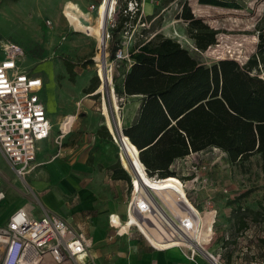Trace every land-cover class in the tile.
<instances>
[{"label":"rangeland","instance_id":"374dc122","mask_svg":"<svg viewBox=\"0 0 264 264\" xmlns=\"http://www.w3.org/2000/svg\"><path fill=\"white\" fill-rule=\"evenodd\" d=\"M70 1L80 8L76 10ZM225 1L237 3L238 8L201 4L199 0H0V59L5 57L6 45L14 43L20 46L25 52L21 61L22 68L31 75L42 77L45 85L48 83L45 88L37 91L43 99L45 93L50 89V79L56 77L58 89L62 94L55 96L57 108L53 111L54 116L51 119L53 130V123L62 112L63 102L69 101L70 97L74 95L81 94V86L86 81L90 80L91 82V78L94 76L100 80L98 89L101 92L97 98L108 99L110 90L115 109L123 106L125 100L121 97L119 78L128 68L129 60L124 59L118 64L112 59L110 47L112 29L118 18L119 10L126 6H129L133 13L139 10L136 19L129 21L126 30L116 34L120 40L121 49L127 54L136 43L149 40L158 31L166 37L179 41L206 66H211L223 58H233L240 64H245L257 51L259 38L256 24L264 14V0ZM98 4L100 6L103 4H106L105 6L114 5L109 8L107 6L106 9L101 7V11L106 13L104 14L106 26L82 18L86 15L88 18V13L95 15ZM183 4L189 6L196 17L204 19L206 23L219 31L217 42L206 51L197 50L194 42L188 36L187 22L180 16ZM109 15L111 16L109 17ZM103 26L106 39H97L92 28L95 27L94 29L97 28L100 31ZM104 50L106 55L108 54L105 55L104 60L109 64L101 76L98 70L97 54L102 53L99 54L102 56ZM62 57L75 63L86 60L92 62L88 63L86 67L77 65L75 71L79 75H76V81L72 82ZM49 71L52 72L51 76ZM105 73L107 78H104ZM253 73L264 78V68ZM104 104L106 114L109 110L106 101ZM49 114H51L50 111ZM61 125H64L63 121ZM62 126L58 129L56 125L55 130H61ZM119 143L121 144V141ZM206 153L209 161L215 159L219 161L214 166L216 171L215 169L212 171L215 186L212 189L202 188L193 192L190 185L189 189L192 192L189 196L191 199L201 207L207 197L213 198L215 207L218 209L214 226L219 224L237 226L240 219L246 216L248 225L264 226V160L262 156L257 154L244 162L231 164L227 155L213 150V148L206 150ZM120 161L126 167L123 160L120 159ZM172 169L177 172L178 176L184 179L189 178L184 176L190 172L189 166L184 160L176 161ZM158 184H166L167 187L179 186L174 180ZM225 187L229 193L222 191ZM219 188H222V192H218ZM250 211L260 213L257 220L252 218L253 215ZM214 216L211 211H207L204 216L208 222L209 231L213 227ZM212 229L214 230V228ZM208 232L206 231V233ZM212 233L213 231L209 236ZM261 234L264 235V233Z\"/></svg>","mask_w":264,"mask_h":264},{"label":"crops","instance_id":"0c3cea01","mask_svg":"<svg viewBox=\"0 0 264 264\" xmlns=\"http://www.w3.org/2000/svg\"><path fill=\"white\" fill-rule=\"evenodd\" d=\"M72 3L76 10L80 8ZM105 5L98 4L95 15L88 13V18L87 15L81 17L106 26V13L101 7L106 9L114 5ZM104 26L100 31L92 28L97 39L104 36ZM48 73L51 76L52 72ZM50 80L51 86L44 100L51 112V120L57 108L55 96L62 92L56 77ZM46 85L44 83V88ZM89 85L90 80L81 86V94L63 102L51 136L39 143L36 162L23 177L17 175L0 150V188L6 195L0 201V227L19 208H25L33 218L54 213L74 229L90 236L91 257L97 264H264V235L261 234L264 226L249 225L238 231V225H215L207 234L209 236L213 231L211 242L204 246L205 251L192 256L186 246L155 247L136 228L126 225L131 181L114 178L112 169L121 163L120 145L114 138L102 137L96 132L104 125L113 136L115 132L109 125L110 119L114 130L123 131L130 126L138 115L141 95L123 96V106L118 105L115 109L110 90L108 99L97 98L100 89L84 93V88ZM104 101L109 110L106 114ZM70 117L72 127L68 124L69 132L60 137V130L56 131L55 126L59 129L62 121L64 123ZM126 155L132 161L130 155ZM120 168L126 171L122 164ZM221 189L218 192H222ZM206 241L205 238L199 240L201 245Z\"/></svg>","mask_w":264,"mask_h":264},{"label":"trees","instance_id":"16d2710c","mask_svg":"<svg viewBox=\"0 0 264 264\" xmlns=\"http://www.w3.org/2000/svg\"><path fill=\"white\" fill-rule=\"evenodd\" d=\"M199 2L238 8L237 3L225 0ZM138 14L139 10L133 13L129 6L119 10L112 29L113 60L121 49L116 34L126 30L129 21ZM180 16L187 22L188 36L197 50L206 51L217 42L219 31L196 17L186 4L182 5ZM256 31L257 51L243 65L236 59L223 58L206 66L179 41L158 31L128 52V68L119 78L121 97L141 95V104L136 119L123 133L136 147L150 175L174 176L176 171L172 167L178 159L211 147L225 151L231 164L257 154L264 160V78L253 73L264 68V14L256 24ZM62 60L72 82L76 81V66L86 67L92 62L75 63L66 57ZM101 62L97 64L103 76L106 65ZM99 86L100 80L94 76L84 92L93 93ZM96 133L113 138L104 125ZM131 159L133 167L147 179L141 163ZM124 163L128 165L126 158ZM120 167L121 163L112 167L113 177L130 179ZM250 213L254 220L260 214ZM248 227L247 216L241 218L238 231Z\"/></svg>","mask_w":264,"mask_h":264},{"label":"built area","instance_id":"2783aa9c","mask_svg":"<svg viewBox=\"0 0 264 264\" xmlns=\"http://www.w3.org/2000/svg\"><path fill=\"white\" fill-rule=\"evenodd\" d=\"M24 55V50L13 43L6 45L5 57L0 59V150L22 177L36 162L39 143L52 133L48 106L37 92L44 87V80L22 68ZM124 59L129 60L128 54L118 50L115 61L119 64ZM72 120L70 117L64 122L60 137L69 132ZM116 132L113 138L120 144L123 131L118 128ZM211 148L227 155L219 147ZM120 149V159L126 158L128 165L124 168L131 181L126 225L136 228L155 247L186 246L192 256L204 252V246L213 238V233L207 237L209 227L204 216L207 211L213 212L214 226L218 209L212 197H207L200 207L189 194L215 186L212 171L218 159L208 160L209 148L178 159L189 166L190 172L184 175L188 179L177 172L166 178L152 176L141 162L145 179L133 167L121 144ZM168 180L179 186L158 184ZM222 191L229 193L226 187ZM5 196L0 188V201ZM112 223L117 227L114 220ZM200 238L208 239L201 245ZM91 248L87 233L74 229L54 213L33 218L25 208H19L0 227V264H97L91 257Z\"/></svg>","mask_w":264,"mask_h":264},{"label":"bare ground","instance_id":"6f19581e","mask_svg":"<svg viewBox=\"0 0 264 264\" xmlns=\"http://www.w3.org/2000/svg\"><path fill=\"white\" fill-rule=\"evenodd\" d=\"M111 15H109V17H110ZM178 34V33H177ZM98 37H100V35H97ZM102 38H105L106 39V36H105V34H104V36H102ZM99 48H101V47H99ZM101 50V49H100ZM102 52V51H101ZM104 52H105V50H104ZM99 54H102V53H98L97 54V62L99 61V60H101L102 62V65L103 64H105L106 66H107V64H109L108 62H106V60H104V58H103V55L101 56V55H99ZM105 55H106V53H105ZM108 55V54H107ZM106 55V56H107ZM108 59V58H107ZM107 61H109V60H107ZM53 63L51 62V65H52ZM54 70V69H53ZM106 70V69H105ZM104 78H107L106 77V73H105V76H104ZM51 81V80H50ZM53 89H55V87L53 88ZM52 89V90H53ZM54 91V90H53ZM56 94V93H55ZM56 105V104H55ZM110 121V127L113 129V131L116 133V130H114L115 129V127H113V124H112V120L110 119L109 120ZM117 124V123H116ZM119 125V124H118ZM116 126V125H115ZM121 127V126H120ZM122 131V130H121ZM121 145H122V147L125 149V152L126 153H129L130 155H131V157L133 158V159H136V160H138L140 163H141V161L139 160V158H138V151H137V149H136V147L132 144V143H130V141H129V139H128V137H126L125 135H122V137H121ZM123 163H124V160H123ZM125 164V163H124Z\"/></svg>","mask_w":264,"mask_h":264},{"label":"water","instance_id":"95a60500","mask_svg":"<svg viewBox=\"0 0 264 264\" xmlns=\"http://www.w3.org/2000/svg\"><path fill=\"white\" fill-rule=\"evenodd\" d=\"M105 53H106V52H104V54H103V58H104V59H105ZM123 135H125V134L123 133ZM139 160H140V158H139Z\"/></svg>","mask_w":264,"mask_h":264}]
</instances>
